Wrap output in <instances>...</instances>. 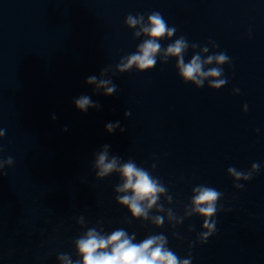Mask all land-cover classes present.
Instances as JSON below:
<instances>
[{
	"label": "water",
	"instance_id": "1",
	"mask_svg": "<svg viewBox=\"0 0 264 264\" xmlns=\"http://www.w3.org/2000/svg\"><path fill=\"white\" fill-rule=\"evenodd\" d=\"M152 12L176 28L162 48L184 36L195 52L209 48L202 59L227 54L224 87L185 83L175 58L158 56L145 72L116 70L146 39L126 17ZM193 54L189 47L186 63ZM93 75L111 79L116 93L86 84ZM81 95L100 107L78 110ZM0 130V160L13 158L0 169V264H60L62 253L78 260L74 241L92 227L122 228L135 242L163 234L191 264H264V0H0ZM104 145L109 159L132 160L158 179L172 197L158 203L183 222L155 207L161 227L133 220L116 202L119 174L96 177ZM253 163L259 171L248 181L227 172ZM201 185L222 194L203 244L204 218L191 203Z\"/></svg>",
	"mask_w": 264,
	"mask_h": 264
},
{
	"label": "clouds",
	"instance_id": "2",
	"mask_svg": "<svg viewBox=\"0 0 264 264\" xmlns=\"http://www.w3.org/2000/svg\"><path fill=\"white\" fill-rule=\"evenodd\" d=\"M125 24L129 29H137L133 33L135 38L144 36V39L138 46L136 52L122 58L116 66V70L125 73L133 66L138 72H145L155 67L157 57H162V63H166L169 58L176 59V69L179 77L185 82L195 84L197 88L204 86L208 81V87L218 90L227 83L223 77L222 65L228 64L230 58L226 53L220 52L202 57L203 54L209 52L208 47H202L199 52H195L198 47L196 44L187 42L184 36H180L166 48H162L160 41L171 39L175 32V27H169L163 16L159 12H152L148 15L147 20L143 15H131L126 17ZM139 26V27H138ZM216 47L215 44L212 45ZM189 47L193 50L190 61L185 62L184 56ZM215 65V67H208ZM207 69V70H205ZM108 69L101 71V76L107 73ZM88 85H95L96 90L104 89L105 96H112L117 91V86L113 84L111 79H99L97 76H89L86 81ZM238 92L237 90H234ZM75 107L86 112L89 108H99L98 102H93L91 97L81 95L74 101ZM247 111V105L244 106ZM127 118L130 113H124ZM55 119V116H53ZM120 127L119 121L116 123H108L105 125V131L109 134L113 133L116 128ZM62 131H67L65 127ZM124 132V128H120ZM5 131L0 130V138L4 137ZM110 145H104L103 150L96 155L94 167L96 177L103 179L111 173H118L122 183L115 188L116 202L122 207L127 208L133 220L151 221L156 227H161L164 223V217L161 215L150 216V211L155 207L158 213L166 211L169 220H177L178 223L183 222V218H177L171 208L165 209L160 203L161 195L165 197L168 203L172 202V197L167 194V189L156 178H154L148 170L138 167L137 164L128 160L120 163L118 157L113 156L109 159L108 149ZM2 150V148H0ZM13 158L8 157L6 160H0V169L5 166H11ZM155 168V165L152 166ZM260 165L253 163L251 170L247 173L238 171L234 167H229L227 172L235 180H250L253 173L259 171ZM236 188H242V184H235ZM195 193L191 203L192 212L202 216L204 229L199 234V242L206 243L210 236L215 232L216 221L213 217L217 213V201L220 200L222 194L214 188L208 186H197L193 189ZM191 215V213H187ZM78 223L83 224V217L79 218ZM100 223V222H98ZM135 233L129 235L122 228L105 234L103 229L98 230L97 227L87 229V231L74 241V247L77 256L80 258L73 261L69 254L62 253L57 259L60 264H191V256L181 259L166 245L167 238L163 234L150 235L140 242H135ZM192 245H190L191 247Z\"/></svg>",
	"mask_w": 264,
	"mask_h": 264
}]
</instances>
